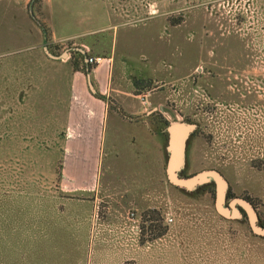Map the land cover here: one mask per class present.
<instances>
[{"label":"rangeland","instance_id":"1","mask_svg":"<svg viewBox=\"0 0 264 264\" xmlns=\"http://www.w3.org/2000/svg\"><path fill=\"white\" fill-rule=\"evenodd\" d=\"M98 3L119 26L116 37L112 30L92 40L91 55L111 56L112 89L139 96L143 114L123 110L117 92L109 97L113 134L88 188L78 189L66 179L68 165L75 173L65 156L67 110L62 125L52 122L69 81L55 78L60 103L51 99V81L86 49L80 40L58 42L68 20L88 26L89 14L75 11ZM137 80L147 88L141 95ZM164 107L179 112L177 119L164 114L168 126L184 122L181 110L193 121L216 122L215 146L206 143L208 132L199 135L189 174L222 173L227 203L249 200L264 227V0H0V264H264V237L252 233L246 214L223 219L214 192L171 185L162 138L153 141L124 121L152 123L159 114L152 112ZM116 129L126 131L124 140ZM149 215L158 218L152 228ZM162 229L166 234L154 239Z\"/></svg>","mask_w":264,"mask_h":264},{"label":"crops","instance_id":"2","mask_svg":"<svg viewBox=\"0 0 264 264\" xmlns=\"http://www.w3.org/2000/svg\"><path fill=\"white\" fill-rule=\"evenodd\" d=\"M88 3L92 4L91 2ZM98 5H96V7L94 5L93 7L97 10V12L95 9H92L88 12L86 8H78L79 11H75L76 14L79 13V15H81L83 11L85 14H89V16H87L88 26H82L81 23L79 24L80 20H78V17H74L76 19V22L74 23H72V19H69L67 23L68 31L66 33V36L59 38L58 42L80 40L82 47H85L87 50L90 48V52L86 51V49H78L75 51L81 53L84 56V63L87 64V67L89 63L87 62L88 58L86 57V54H88L90 58L101 57L102 59H100L96 64H92L93 68L90 71V74L88 73L89 71H87V73L76 71L74 70V68L70 67V71L64 70L65 73L61 72V74L59 73V75H57V73H52L53 80L51 79L53 94L51 96V99L56 103H60L61 98L59 93L60 86H57L56 83L59 82L60 79H62V77L64 76L63 74H65V77L69 81L70 91L68 94V99L61 103V108H52L51 110L54 112V115H52L53 124L62 125L65 122L67 138L65 156L66 154H68L67 164L70 163L71 165H74L75 168V173L72 174L69 167L70 165H68L66 168L68 178H65L67 179V182L80 184L79 186H77L78 189L88 188L86 185L89 183L88 177L92 171V167L96 165V159L99 158L102 151L105 149L104 140L106 139V137H108V134L112 133L110 127L109 129L107 128L106 122L108 115L107 108L109 97L113 95V93L117 92V95H115L114 98H118H116L117 102L120 103L123 110H125L127 113L133 114V116L143 114V110H141L139 105L135 104L134 102L140 98L139 96L131 95V91L120 92L119 90L114 91L112 89L113 64L111 56L102 57L97 54L95 57H93L91 55V53L93 52L92 49L97 47V43H93L92 40H96V37L99 40H104L108 37V35L105 34L106 31L112 30H114L116 37V29L119 26V24H114L112 22L113 19L110 12L108 11L107 6L103 5L102 3H98ZM95 14H103L102 17L104 20L102 23L94 22L93 24H90V17L92 18L91 21H93V19L95 18ZM72 16L73 15H70L69 17L72 18ZM83 18H85V16H83ZM115 37L113 39L114 41L116 39ZM49 57L53 60H58V58L54 59L51 56ZM63 62L66 66L68 64L67 62H69V59ZM78 62L80 64V67H82L83 63H81L80 59L78 60ZM57 77H59V81L56 82L55 78ZM91 80L96 85L95 91H93L90 87ZM97 94L104 96L106 100L103 101L101 99H98L95 96ZM142 104L145 105V103ZM149 104H152V102H149ZM61 109L67 110V116L64 122L62 121V123H59L58 120L61 119ZM145 114L149 115V112H146ZM124 121L131 123L132 126H136V128H140V133H142V131L140 130H145L144 133H146L148 136H152L153 141H156V137H161L162 140L160 141V143L163 142L166 147V130L168 128V124L159 123L156 121V119L152 123L149 120L145 122L143 120V117L140 116L137 117V119L135 118V120L125 118ZM108 130L110 131L108 132ZM125 133L126 131L124 132V130L121 131L120 129H116L115 131V134H117V138L120 136L123 140Z\"/></svg>","mask_w":264,"mask_h":264},{"label":"water","instance_id":"3","mask_svg":"<svg viewBox=\"0 0 264 264\" xmlns=\"http://www.w3.org/2000/svg\"><path fill=\"white\" fill-rule=\"evenodd\" d=\"M37 24L41 26L38 22ZM56 59L55 56L50 55ZM93 91L94 88L90 83ZM194 131V126L187 122H176L168 126L166 176L171 185L188 193L207 185L214 187V205L219 216L226 220H241L243 212L247 216L254 235L264 237V227L260 225L259 215L254 205L247 199H234L228 202L229 182L219 171L207 170L189 177H181L186 162V142Z\"/></svg>","mask_w":264,"mask_h":264},{"label":"flooded vegetation","instance_id":"4","mask_svg":"<svg viewBox=\"0 0 264 264\" xmlns=\"http://www.w3.org/2000/svg\"><path fill=\"white\" fill-rule=\"evenodd\" d=\"M131 64H132L131 65L132 69L135 70L134 72L135 73H139L138 64L136 62H132ZM215 101H218V100L214 99V102ZM218 102H220V101H218ZM207 107H208V105L206 107H204V108H207ZM207 110H210V109H207ZM213 111L217 115L218 123L220 125L221 119L223 118V116H222L223 112H221L218 108H216ZM157 112H159V114H157L158 119L156 121L159 122V123H162V124H168V119L166 117H164L165 113H169V115L171 113V115H174L175 119H177L176 114L179 113V112L174 111L173 109H172V112H171V110H169L168 108H165V107L163 109H157V110L153 111V113H157ZM173 113H175V114H173ZM180 113H183V115H184V118L182 117V120L184 122H187V123L188 122H192V123H194V125H193L194 126V131L192 132L191 136L188 138V140L186 142V162H185V166L183 168V171L181 172V177H188V176H190L189 173H193V172L189 171L190 163H191V152L193 151L197 140H199V135L203 137L208 132L210 136L208 138V141H206V140L205 141L209 145V147L215 146L214 137H213L214 133L213 132L217 129V125H216L215 121L213 123L211 121H209L208 119L206 121L204 116H201L198 120H194L193 121L191 116H189L187 114V110H185V111L181 110ZM207 114L208 113H206V111H204V109H203V115H207ZM166 147H167V145H166ZM166 147H165L164 153H165V157H166V161H167Z\"/></svg>","mask_w":264,"mask_h":264},{"label":"trees","instance_id":"5","mask_svg":"<svg viewBox=\"0 0 264 264\" xmlns=\"http://www.w3.org/2000/svg\"><path fill=\"white\" fill-rule=\"evenodd\" d=\"M74 54L76 55L77 59L78 60L80 59L81 60V63H83V66L82 67H80L79 62L78 63H75L74 70H76V71H82V72H86V73H87V71H91L92 70L93 65L92 64H88V67H87V64L84 63V56L81 53L75 52ZM86 57L88 59H90V56L88 54H86ZM139 83L140 82L138 80L137 81H134L135 87L137 89L136 90V95H141L144 91L147 90V88H145V87L144 88H140ZM145 86H147V85H145ZM95 96L98 99H101L103 101L106 100L105 97L102 96V95H100V94H97ZM203 190L209 191V192H214V187L212 185H207V186H203V187L199 188L197 191H203ZM150 213H152V212H150ZM150 213H148V214H150ZM148 217L149 218L146 219V221L149 222V226L148 227L149 228H152V226H155L154 223L158 220V218L152 217L150 215ZM165 234H166V230L165 229L159 230V232L155 235L154 239H158V238L164 236Z\"/></svg>","mask_w":264,"mask_h":264},{"label":"built area","instance_id":"6","mask_svg":"<svg viewBox=\"0 0 264 264\" xmlns=\"http://www.w3.org/2000/svg\"><path fill=\"white\" fill-rule=\"evenodd\" d=\"M100 59H97V58H90V59H87V62L89 64H96ZM168 222L169 223H172L173 222V219L172 218H169L168 219Z\"/></svg>","mask_w":264,"mask_h":264}]
</instances>
